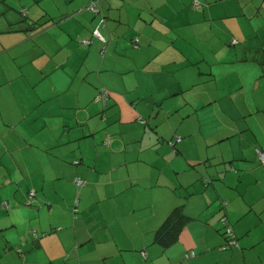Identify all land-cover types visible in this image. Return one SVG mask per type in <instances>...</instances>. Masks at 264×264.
I'll return each mask as SVG.
<instances>
[{"label": "crops", "instance_id": "obj_1", "mask_svg": "<svg viewBox=\"0 0 264 264\" xmlns=\"http://www.w3.org/2000/svg\"><path fill=\"white\" fill-rule=\"evenodd\" d=\"M200 1L0 0V264H264V0Z\"/></svg>", "mask_w": 264, "mask_h": 264}, {"label": "trees", "instance_id": "obj_2", "mask_svg": "<svg viewBox=\"0 0 264 264\" xmlns=\"http://www.w3.org/2000/svg\"><path fill=\"white\" fill-rule=\"evenodd\" d=\"M200 3H201L200 7H195L194 6V0H193L192 6L195 9L201 8L203 4L201 1H200ZM24 13H25V11H24ZM107 94H108V96H107V99H108V97H109L108 91H107ZM100 100H102L103 102H106V100L104 101V99H100ZM171 141L172 140H170L169 143ZM171 145H174V144H171ZM35 196H36V194H35ZM186 219H188V217L185 214H183L179 209L174 210L172 212V214L170 215V217L168 218V220L156 231L155 240L160 245H162L164 247H168V246L172 245L173 243H175L179 238L180 232L182 231V228L184 226Z\"/></svg>", "mask_w": 264, "mask_h": 264}, {"label": "built area", "instance_id": "obj_3", "mask_svg": "<svg viewBox=\"0 0 264 264\" xmlns=\"http://www.w3.org/2000/svg\"><path fill=\"white\" fill-rule=\"evenodd\" d=\"M194 6H195V7H200V6H201L200 1H199V0H194ZM91 9L94 10V11H97V8H96L95 6H93ZM94 33H95V35H96L97 37H100L104 43L106 42V39H105L103 36H101V34H100V32H99L98 29H95ZM107 96H108L107 91H106V89L104 88V89H102V91L100 92V95H99L98 98H100V99H104V101H105V100L107 99ZM180 139H181V138L178 137V138H176V141H180ZM170 143H171V144H174V141L172 140ZM257 152H258L259 159H260L262 162H264V150H262V149H257ZM76 182H77L78 185L82 184V181L79 180V179H77ZM34 196H35V192H33V191L30 192V198L33 199ZM30 201H31V200H30ZM222 222H223V224L225 225V233H226L227 238H228V243H229V244H235V243H236V240H235V235H234V232H233V228H232V226L230 225V223H229L225 218H222ZM143 255L146 256V253L143 252ZM192 256H194V252H190V253H188V254L186 255L187 258H190V257H192Z\"/></svg>", "mask_w": 264, "mask_h": 264}, {"label": "rangeland", "instance_id": "obj_4", "mask_svg": "<svg viewBox=\"0 0 264 264\" xmlns=\"http://www.w3.org/2000/svg\"><path fill=\"white\" fill-rule=\"evenodd\" d=\"M222 222V221H221Z\"/></svg>", "mask_w": 264, "mask_h": 264}]
</instances>
